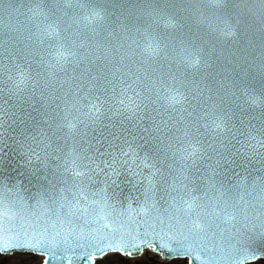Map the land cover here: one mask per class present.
I'll return each instance as SVG.
<instances>
[{
  "label": "water",
  "instance_id": "water-1",
  "mask_svg": "<svg viewBox=\"0 0 264 264\" xmlns=\"http://www.w3.org/2000/svg\"><path fill=\"white\" fill-rule=\"evenodd\" d=\"M93 9L99 10L103 19L85 20L84 17H90ZM214 11L205 0H0V104L7 113L15 114L5 115L0 134L4 161L0 166V178L8 183L22 181L21 195L30 210L40 215L45 212V208L38 206L37 202L42 201L47 207H53L51 198L58 199V189L64 187L59 182L63 169L57 172V163L71 160L74 155H92L91 150L85 152L89 144L99 147L103 152L107 142L114 137H119L115 142L121 143L124 138L139 133L144 137L139 140L144 145L141 154L148 152L149 156L156 155L157 168L164 176L163 180L160 179V173L153 177L156 182L155 195L148 193L149 203L155 201V209L150 210L147 216L133 214L131 218L124 215L116 217L115 221L110 220L113 227L119 230H103L108 237L104 243L131 244L139 237L151 239L153 228L159 234L160 225L156 217L166 218V209L168 212L174 211L170 207L172 198L184 195L186 189L183 184L195 189L193 195L199 197H203L205 190L213 197H219L216 189L226 190L223 199L228 201L227 205L214 199L207 208L197 209L202 215L211 213L205 219H212L214 223L199 234L200 239L194 244L192 252L187 254L193 258L194 264H236L239 257L234 246L238 249L239 245L235 233L244 221L241 213L253 221L264 212L260 202L264 161L251 154L247 159L243 158V152L250 151L247 148L242 149L238 156L224 152L220 141L227 144L233 134L239 140H246L247 135L241 133L249 132L260 138L259 130L264 125V104L251 105L248 96L264 98V73L260 68L264 63V24L256 17L247 16L236 26L235 37H225L218 30L224 25L215 20L212 15ZM229 18L235 25V19ZM169 19L174 23H168ZM53 21L62 30H68L62 31V35L76 33L81 38H87L86 43L100 41L114 47L120 42L131 43L135 40L140 47L133 45L136 54L131 59L120 61L114 47L115 58L112 63L97 61V65L103 67L107 64L104 72L108 73V79H112V73H115L117 77L123 76L127 83H132L137 75L140 76V81L133 86L140 91L147 107L136 117L130 113L119 115L116 109L120 105L109 100L104 108L111 107L112 111H104L99 121L93 122L89 114V101L93 96L101 99L105 95L111 96V91H101L103 87L110 86L103 78L93 79L94 76L104 75L96 66L92 67L91 73L83 76L80 68L73 71L72 65L66 66L64 72L48 75L49 69L45 62L50 59L48 52L51 42L43 38L41 32ZM42 38L44 43H40ZM149 42L159 43V55L141 54ZM193 48L201 50V64L196 67L183 62L186 50ZM145 70L147 79L144 78ZM22 73L32 79L27 81L29 88L21 93L25 99L19 101L14 96L10 98L8 90ZM9 76L13 79L9 80ZM33 80L40 82L35 94L31 91ZM45 80L50 81V87H44ZM120 87L116 83L117 91ZM175 87H181L188 102L169 107L164 97L169 94V88ZM41 91L44 93L43 98ZM65 109L70 112L69 119L76 125L71 133L63 119ZM218 116L228 119L227 128L231 133L226 129L214 139L211 133L202 138L224 152L229 163L222 161L219 167L214 164L208 167L212 162L206 160L204 164L198 165L199 171L190 170L186 173L192 181L189 183L183 179L179 163H174L171 153H168V158H165L163 149L158 154L154 153L153 145L167 143L165 137L181 135L176 129H183L187 125L193 132L195 127H200V132L204 133L207 130L203 125L207 123L211 126L212 120ZM153 122L160 129L159 132L151 131V137L159 138L155 140L143 131L146 128L153 129ZM22 132L28 137H35L37 142H43L41 147L45 143L49 145L45 150L48 153L46 160L45 152L38 148L41 160L33 159L29 167L18 166L24 159L18 144L24 139ZM97 140L100 141L99 145ZM232 143L236 141L232 140ZM209 154L215 155L211 151ZM57 156L61 158L60 161L56 160ZM168 165H172V168ZM29 168L34 170V174ZM151 171L145 168L143 175L147 177ZM63 178L71 180L70 174ZM100 179L98 177L91 187H101ZM120 181L119 187L109 189L110 193H114L112 202L121 211L126 210L129 204L133 209L143 206L148 181L141 179L140 183H136V178L127 175H122ZM184 198L188 199L186 195ZM203 202L197 201L198 204ZM233 204L236 207H232ZM228 214L234 215L231 223L226 220ZM217 216L220 218L217 219ZM47 219V214L40 215L39 221L31 219V223L39 229ZM85 219L77 221L78 225L85 227V231L100 227L96 223L86 225ZM20 227L19 218L5 221L6 229L15 231ZM170 243L172 247L178 244L177 241ZM97 247L95 242L83 244L82 247L75 244L62 246L56 252L64 259L55 264H67L68 260H71V264H86L87 257L96 252ZM163 254L168 255L167 252ZM247 262L250 261L244 264Z\"/></svg>",
  "mask_w": 264,
  "mask_h": 264
},
{
  "label": "snow or ice",
  "instance_id": "snow-or-ice-1",
  "mask_svg": "<svg viewBox=\"0 0 264 264\" xmlns=\"http://www.w3.org/2000/svg\"><path fill=\"white\" fill-rule=\"evenodd\" d=\"M205 2L215 9L212 15L215 20L224 25L223 28H219L218 30L225 37L236 36V26L242 23L244 17H256L264 24V0H205ZM230 5L231 7H229ZM29 11H33L35 14L34 10L30 9ZM229 16L235 19V25ZM84 19L100 20L103 17L99 10L93 9L91 16H86ZM168 23H174V21L169 19ZM209 26L211 27V24ZM62 31L67 32L68 30H62L59 24L53 21L41 32V36L51 42L50 51L48 52L50 59L45 62L49 69L48 75L52 76L56 72H64L66 71V66L72 65L73 71L80 68L81 75L83 76L91 73L92 67L96 66L99 72L104 73V75L102 77L94 76L93 79L103 78L106 80L107 85L110 86V88L103 87L101 91L105 93L111 91V96L105 95L103 99L99 96H93L89 101V114L93 118V122L99 121L104 111H112L111 107L104 108V105L109 100L120 105V108L116 109V113L119 115L130 113L132 117H136L137 113L142 112L147 107L144 104V97L133 86L140 81V76L137 75L132 83H127L123 76L117 77L115 73H112V79H108V73L104 72L107 64H111L115 58L113 57L114 47L115 51L119 54L120 61L126 58L131 59L136 54L133 45H136V47H140V45L135 40H132L131 43H127L126 41L120 42L113 47L100 41L86 43L87 38H81L76 33L62 35ZM43 38L40 40V43H44ZM200 51V49L196 48L186 50L187 55L184 57L183 62L192 67L199 66L201 64ZM159 52V43L149 42L143 47L141 54L146 53L148 56H157ZM97 61H106L107 64L100 67L97 65ZM81 65H83L82 68L80 67ZM260 68L261 72L264 73V63L261 64ZM144 78H148L147 70H145ZM12 79L9 76V80ZM30 79L32 77L22 73L19 80L14 81L12 88L8 90L9 97L14 96L17 100L23 101L25 97L21 93L26 88H29L27 81ZM116 83L121 85L119 91H117ZM38 86H40L39 80H33L31 87L33 94H35L36 87ZM44 87H50V81L45 80ZM181 87L168 89L169 94L164 99L167 101L169 107L188 102V98L181 91ZM245 95H247V92H245ZM43 96L44 93L41 91V98ZM248 100L251 105L264 104V98L255 95L248 96ZM56 107L59 108L60 105L57 104ZM72 107L75 108V104ZM5 115L15 114L7 113L3 105L0 104V134H2ZM69 116L70 112L65 109L63 119L66 121V127L71 133L74 131L76 125L72 123ZM225 116L215 117L211 122V126L207 123L204 124L203 127L207 130L204 133L200 132V127H195V131L193 132L187 125L183 129H176L181 135L165 137L168 141L167 143L161 142L159 145H153L154 153L158 154L163 149L165 158H168V153H171L174 163H179L180 174L189 183H192V181L186 173L190 170L199 171L198 165L204 164L206 160L212 162L208 164V167H213V164L219 167L222 161L229 163L230 161L224 155V152L238 156L241 155L242 149L247 148L250 151L243 152V158L247 159L249 154H251V156L258 157L261 161H264V151H261L264 150V125L259 130V139L256 136H252L249 132L247 134L241 133V135H247L246 140H239L233 134L232 140L236 141L235 144L232 143V140H229L227 144H224V141H220V144L224 147V152H220L213 143L202 138L211 133L214 139L226 129L231 133V130L227 128L228 119ZM153 130L160 131L155 122H153V129H143L145 133H149L150 137ZM21 135L24 139L18 141V144L21 150L20 154L24 159L19 162V167H29L33 159L37 161L41 160V156L37 152L38 148L41 152H45L44 159H47L48 153L45 150L49 147L48 144L45 143L41 147V143L43 142H37L35 137H28L23 132ZM119 139V137H114L112 141H108L107 148L103 152L100 151L99 147L89 144L85 152L91 150L92 155H74L71 160L65 159L62 163H57L56 171L59 172L60 169H63V172L60 173L61 179L59 182L64 187L58 189V199L55 197L51 198L53 207H47L42 201L37 202L38 206L45 208V212L40 215L47 214L48 216V219L43 222V225L39 229H37L35 224L31 223V219L39 221L40 215L30 210V206L21 195L22 181L17 180L13 183H8L3 178H0V254L11 253L13 251L32 252L44 257L43 264H55L56 261L64 259L57 255L56 250L58 248L62 246L70 247L74 244L82 247L83 244L95 242L99 247H97L96 252L87 257L86 264H95L97 255L99 258H103L109 252L118 251L121 255L131 258L135 253L142 255L145 248L156 253L163 261L186 259L188 264H194L193 258L187 253L192 252L194 244L200 239L199 234L206 231L214 223L212 219H205V217L211 216V213H204L202 215L201 211L197 209L207 208L209 204H212L214 199L218 202L222 201L227 205L228 201L223 199L226 195V190L220 191L216 189L219 192V197L210 196L209 192L205 190L203 197H199L193 195L195 189L189 188L188 184H183V188L186 189L184 195L172 198L170 207L174 211L168 212L166 209V218L156 217L160 225L159 234L155 233V228H153L151 239L139 237L131 244L123 242L114 243L111 241L104 243L108 240V237L104 234L103 230L108 229L113 232L119 230L113 227V223L109 222L110 220L115 221L116 217L124 215L131 218L133 214L147 216L150 210L155 209V201L153 200L149 203L148 193L151 192L153 196L155 195L156 182L153 180V177L157 173H160L161 180L164 179L163 173L157 168V156H149L148 152L141 154L144 145L140 144L139 140L144 139L143 136L137 133L130 135V138H124L121 143H116L115 141ZM151 139L155 140L159 138L151 137ZM145 142L147 143V141ZM2 143L3 141L0 139V144ZM96 143L99 145L100 141L97 140ZM236 145H239V147ZM232 149H235V151L233 152ZM209 151L215 155H210ZM2 157L3 148L0 147V166L4 163ZM60 159V157H56L57 161H60ZM168 167L171 169L172 165H168ZM145 168L152 170L151 174L147 177L143 175V169ZM29 170L34 174L33 169L29 168ZM69 174L71 177L70 181L63 178ZM122 175L136 178V183H140L141 179L148 181L143 206L133 209L131 204H129L126 210L121 211L117 207V204L112 202L114 193H110L109 189L119 187L120 183H122L120 181ZM98 177L101 178L99 183L102 186L94 189L91 185L97 181ZM174 186L175 184H173ZM212 187L215 188V185H212ZM260 191L262 194L260 197L261 207L264 208V183H261ZM185 195L188 199L184 198ZM230 199L232 198L230 197ZM199 200H203L204 202L198 204L197 201ZM232 207H236V205L233 204ZM114 213L115 216H113ZM181 213H183L182 216ZM241 214L244 216V221L241 227L236 229L235 233L237 244L239 245L238 249L234 246V251L239 257L236 264H244L245 261L254 262L264 258V212L253 221H250L246 214ZM16 218L20 219V229L15 231L12 228L6 229L5 221L11 222ZM81 218H86V225L96 223L100 227L85 231L84 226L77 224V221ZM219 218L217 216V219ZM233 219L234 215L232 214H228L226 217L228 223H231ZM101 222L103 223L101 224ZM216 226L218 227L219 225ZM145 236H147V233H145ZM170 241H177V246L172 247ZM164 252H167L168 255L163 254ZM67 264H71V260H68Z\"/></svg>",
  "mask_w": 264,
  "mask_h": 264
},
{
  "label": "rangeland",
  "instance_id": "rangeland-1",
  "mask_svg": "<svg viewBox=\"0 0 264 264\" xmlns=\"http://www.w3.org/2000/svg\"><path fill=\"white\" fill-rule=\"evenodd\" d=\"M3 256L0 254V264H42L43 261V256L34 253H13ZM96 264H188V261H163L160 259V256L150 251L146 256L136 259L115 252L110 256L106 255L103 258L97 259ZM247 264H264V259Z\"/></svg>",
  "mask_w": 264,
  "mask_h": 264
},
{
  "label": "bare ground",
  "instance_id": "bare-ground-1",
  "mask_svg": "<svg viewBox=\"0 0 264 264\" xmlns=\"http://www.w3.org/2000/svg\"><path fill=\"white\" fill-rule=\"evenodd\" d=\"M149 251L148 250H145L144 252H143V254L141 255H135V256H133V257H131V258H133V259H136V258H140V257H143V256H146L147 255V253H148ZM113 253H115V252H111V253H109L107 256H110L111 254H113ZM3 256V255H2ZM126 256V255H125ZM3 257H5V256H3ZM182 261H184V260H182ZM185 261L187 262V260L185 259Z\"/></svg>",
  "mask_w": 264,
  "mask_h": 264
}]
</instances>
